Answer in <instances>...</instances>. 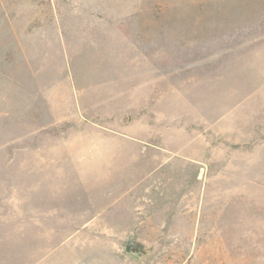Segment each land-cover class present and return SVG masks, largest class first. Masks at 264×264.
I'll list each match as a JSON object with an SVG mask.
<instances>
[{"label":"rangeland","instance_id":"rangeland-1","mask_svg":"<svg viewBox=\"0 0 264 264\" xmlns=\"http://www.w3.org/2000/svg\"><path fill=\"white\" fill-rule=\"evenodd\" d=\"M0 264H264V0H0Z\"/></svg>","mask_w":264,"mask_h":264},{"label":"water","instance_id":"water-1","mask_svg":"<svg viewBox=\"0 0 264 264\" xmlns=\"http://www.w3.org/2000/svg\"><path fill=\"white\" fill-rule=\"evenodd\" d=\"M137 245H145L143 241H139L136 237L132 236L127 238L125 242V251L136 259H139L142 255L147 254L149 251L142 253L140 250H136Z\"/></svg>","mask_w":264,"mask_h":264},{"label":"flooded vegetation","instance_id":"flooded-vegetation-1","mask_svg":"<svg viewBox=\"0 0 264 264\" xmlns=\"http://www.w3.org/2000/svg\"><path fill=\"white\" fill-rule=\"evenodd\" d=\"M136 250H143V247L141 245H137Z\"/></svg>","mask_w":264,"mask_h":264}]
</instances>
